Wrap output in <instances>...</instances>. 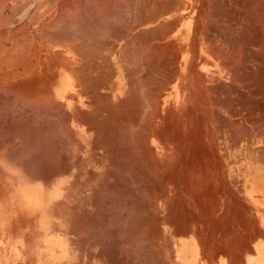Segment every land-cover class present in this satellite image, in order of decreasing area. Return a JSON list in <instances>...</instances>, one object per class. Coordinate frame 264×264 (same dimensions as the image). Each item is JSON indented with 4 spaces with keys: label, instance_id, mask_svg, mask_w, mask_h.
Listing matches in <instances>:
<instances>
[{
    "label": "rangeland",
    "instance_id": "1",
    "mask_svg": "<svg viewBox=\"0 0 264 264\" xmlns=\"http://www.w3.org/2000/svg\"><path fill=\"white\" fill-rule=\"evenodd\" d=\"M88 40L153 54L168 102L136 140L54 147L49 91L80 90ZM184 58L201 59L200 99ZM3 154L25 160L26 264H195L219 201L264 204V0H0Z\"/></svg>",
    "mask_w": 264,
    "mask_h": 264
},
{
    "label": "crops",
    "instance_id": "2",
    "mask_svg": "<svg viewBox=\"0 0 264 264\" xmlns=\"http://www.w3.org/2000/svg\"><path fill=\"white\" fill-rule=\"evenodd\" d=\"M137 48V42L131 41L120 43L119 47L111 42L83 41L80 90L49 91V122L55 123L49 128L50 145H117L122 143L115 141L118 131L124 136L129 133L136 140L142 109L153 120L155 106L164 108L168 102L164 91L155 97L153 58L139 61ZM183 62L181 65L185 67V73L181 82L191 83L200 99L201 59L196 63V59L184 58ZM182 88H185L184 84ZM58 98H64L65 101L59 102ZM59 124L60 127L64 126L67 138H70L67 141L59 139ZM57 152L56 149L55 156ZM81 160L88 161V158ZM24 161L18 156L0 155L2 264H26V242L38 240L36 234H27L26 230L27 225L36 226L38 223L34 218L33 221L27 218ZM54 168L57 171L58 166ZM228 200L225 197L223 202H218L219 214L215 219H202L201 226L215 228L210 230L207 237L201 235L199 238L200 252L195 255L199 260L195 264H264V204L259 203L257 215H252L249 202H234L232 198Z\"/></svg>",
    "mask_w": 264,
    "mask_h": 264
},
{
    "label": "bare ground",
    "instance_id": "3",
    "mask_svg": "<svg viewBox=\"0 0 264 264\" xmlns=\"http://www.w3.org/2000/svg\"><path fill=\"white\" fill-rule=\"evenodd\" d=\"M166 1H167V0H166ZM262 1H263V0H262ZM223 2H224V1H223ZM226 3H227V2H226ZM220 8H221V7H220ZM214 9H215V8H214ZM164 11H165V10H164ZM211 12H212V11H211ZM216 12H217V11H216ZM221 12H222V10H221ZM260 13H261V12H260ZM222 15H223V14H222ZM220 16H221V15H220ZM222 18H223V17H222ZM217 20H218V19H217ZM152 21H153V19H152ZM138 24H139V23H138ZM167 24H168V23H167ZM167 24H166V25H167ZM163 26H164V25H163ZM163 26H162V27H163ZM208 26H209V25H208ZM218 26H219V25H218ZM225 26H226V25H225ZM166 27H168V26H166ZM215 27H216V26H215ZM225 28H226V27H225ZM228 28H229V27H228ZM162 29H164V27H163ZM170 29H171V28H170ZM144 30H145V29H144ZM232 30H233V29H232ZM232 30H231V32H232ZM162 31H163V30H162ZM227 31H228V30H227ZM145 33H146V32H145ZM160 33H161V32H160ZM143 34H144V32H143ZM138 35H139V34H138ZM146 35H147V34H146ZM148 36H149V35H148ZM156 38H157V37H156ZM227 38H228V37H227ZM142 39H143V37H142ZM145 39H146V38H145ZM145 39H144V40H145ZM128 40H129V39H128ZM146 40H147V39H146ZM142 41H143V40H142ZM142 41H141V42H142ZM135 42H136V41H135ZM171 44H172V43H171ZM159 45H160V44H159ZM150 46H151V45H150ZM152 48H153V47H152ZM152 48H151V49H152ZM155 49H156V48H155ZM153 50H154V49H153ZM150 51H151V50H150ZM157 51H158V50H157ZM159 52H160V51H159ZM176 52H177V51H176ZM176 52H175V53H176ZM150 53H152V51H151ZM155 53H156V52H155ZM155 53H154V54H155ZM163 53H164V52H163ZM172 53H173V52H172ZM157 54H158V53H157ZM88 55H89V54H88ZM150 55H151V54H150ZM158 56H159V55H158ZM144 57H145V56H144ZM144 57H143V58H144ZM149 57H150V56H149ZM152 57H153V54H152ZM152 57H150V58H152ZM87 58H88V57H87ZM175 59H176V58H175ZM165 60H166V59H165ZM143 61H144V59H143ZM256 61H257V60H256ZM163 62H164V61H163ZM147 63H148V62H147ZM142 64H143V62H142ZM240 64H241V63H240ZM148 65H149V64H148ZM166 65H167V64H166ZM168 65H169V64H168ZM173 65H174V64H173ZM254 65H255V64H254ZM149 66H150V65H149ZM234 66H235V65H234ZM258 66H259V65H258ZM153 67H154V65H153ZM240 67H241V66H240ZM240 67H239V68H240ZM150 68H151V67H150ZM233 68H234V67H233ZM163 71H164V70H163ZM233 72H234V71H233ZM157 73H158V72H157ZM161 73H162V72H161ZM255 73H256V72H255ZM164 75H165V74H164ZM169 76H170V75H169ZM137 77H139V76H137ZM149 77H150V76H149ZM167 77H168V76H167ZM91 78H92V77H91ZM134 78H135V77H134ZM142 78H143V77H142ZM168 79H169V78H168ZM254 79H255V76H254ZM151 82H152V81H151ZM150 84H151V83H150ZM260 84H261V83H260ZM231 86H232V85H231ZM209 87L211 88L212 86H209ZM262 89H263V88H262ZM154 90H155V89H154ZM156 91H157V90H156ZM154 92H155V91H154ZM260 92L262 93L261 90H260ZM152 93H153V90H152ZM152 93H151V94H152ZM107 95H108V93H107ZM148 95H149V93H148ZM151 97H152V96H151ZM203 98H204V97H203ZM240 98H241V97H240ZM150 99H151V98H150ZM100 100H101V99H100ZM27 101H28V100H27ZM154 102H155V101H154ZM199 102H200V101H199ZM103 103H104V102H103ZM124 103H125V102H124ZM100 104H102V101H101ZM155 104H156V103H155ZM102 106H103V104H102ZM204 106H205V105H204ZM260 106H261V105H260ZM108 107H109V106H108ZM99 108H100V107H99ZM213 109H214V108H213ZM152 110H153V109H152ZM97 111H98V110H97ZM99 111H100V110H99ZM102 113H103V112H102ZM151 113H152V112H151ZM110 115H111V114H110ZM155 115H156V114H155ZM153 121H154V120H153ZM216 128H217V127H216ZM100 131H101V130H100Z\"/></svg>",
    "mask_w": 264,
    "mask_h": 264
}]
</instances>
